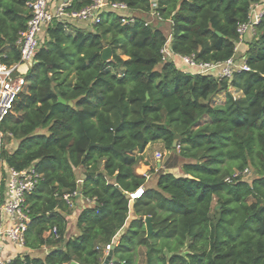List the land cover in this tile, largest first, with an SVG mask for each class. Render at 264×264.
<instances>
[{
  "label": "trees",
  "instance_id": "obj_1",
  "mask_svg": "<svg viewBox=\"0 0 264 264\" xmlns=\"http://www.w3.org/2000/svg\"><path fill=\"white\" fill-rule=\"evenodd\" d=\"M29 1L0 0V52L8 65L21 59L17 41ZM108 1L124 3L133 21L104 11L93 31L48 25L0 124V161L42 175L27 196L26 248H50L44 258L26 254L9 264H103L113 245L112 264H136L139 249L143 264H264V13L245 53L250 70L230 79L179 69L163 52L170 44L173 54L202 63L234 58L239 27L263 0H157L161 20H151L153 0ZM93 2L73 0L67 11ZM107 47L112 58L103 61ZM221 93L223 105L214 101ZM153 143L164 145L168 164L181 165L186 177L154 169L156 183L148 186L139 170ZM245 169L256 174L251 183L226 181ZM75 191L95 204L81 208L78 234L67 238L71 207L63 197Z\"/></svg>",
  "mask_w": 264,
  "mask_h": 264
},
{
  "label": "built area",
  "instance_id": "obj_2",
  "mask_svg": "<svg viewBox=\"0 0 264 264\" xmlns=\"http://www.w3.org/2000/svg\"><path fill=\"white\" fill-rule=\"evenodd\" d=\"M73 0H62L54 9H50L49 0H30L27 6L30 10V19L27 28L17 41L20 48L21 59L18 63L8 65L3 62L5 55L0 52V124L9 114L17 95L25 84V74L20 71L21 66H30L34 56L40 47L42 33L48 25L54 21L79 22L95 24L104 11L124 12L125 16L131 18L128 7L124 3H111L108 0H94V2L80 11H67ZM262 4H255L250 13L247 23L239 27V34L243 37L247 32L253 31L263 16ZM129 14V15H128ZM151 20L158 18L159 14L153 10L150 14ZM149 20L146 25L150 23ZM166 54V49L163 50ZM185 66L196 69L199 74L217 72L219 78L230 79L235 73L249 71L250 68L245 58L238 62L236 58H230L221 64L202 63L196 61L194 56L183 57ZM4 146V133L0 130V150ZM161 157V154H158ZM249 169L236 172L228 177L226 181L232 182L240 177H247ZM42 180V175L32 166L18 171L8 167L0 161V264H9L13 256L22 254L26 249V234L31 222V209L27 202V196L33 192ZM139 191H143L142 189ZM139 191L132 195L136 198ZM82 197L80 192L65 194L63 199L69 205L74 206V200ZM86 206H93L95 200L85 199ZM85 207V206H84ZM52 235L58 238L57 228H53ZM111 249V246H107ZM7 252L6 256L4 255Z\"/></svg>",
  "mask_w": 264,
  "mask_h": 264
},
{
  "label": "crops",
  "instance_id": "obj_3",
  "mask_svg": "<svg viewBox=\"0 0 264 264\" xmlns=\"http://www.w3.org/2000/svg\"><path fill=\"white\" fill-rule=\"evenodd\" d=\"M61 1L62 0H49L50 9L56 8L61 3ZM153 3H154L153 9L155 10L157 0H153ZM261 4H262L261 5L262 8H264V0L262 1ZM131 14H133V13L131 12ZM69 23H72L74 26H76L78 28H82V29H85V30L93 31V25L92 24H89V23H87V24L86 23H79V22H69ZM83 25L84 26H87V27H84ZM165 27L168 28L166 32H167V35L169 36V39L168 40L170 42L171 35H170V25H169L168 22L166 23ZM45 37H46V29H44V31L42 33V38H45ZM254 37H255V31L254 30L247 32L243 36L242 41L237 46V52H236V56H235V58H236V60L238 62H241L242 59L245 58V53L247 51L248 45L254 40ZM182 58H183L182 56L173 54L171 52V46H170V44H168V46L166 47V59H168L170 61H173L177 65V67L179 69H182L181 66H184V63L182 61ZM28 68H29V66H25V65L24 66H21L20 67V71L23 74H25L27 72ZM214 101H216V100L214 99ZM225 101H226V97H225L224 101H222L221 103H217V104L223 105L225 103ZM153 144H155V143H153ZM153 144H150V146L152 147ZM150 146L147 147V149H146V151L144 152V155H143L144 156V159L146 161V164L148 163L149 157H150V153H149V149H151ZM158 154H160V153H158ZM170 156H171V153H170ZM170 156H168L164 160H161V158H159L157 156V160H156V163H155V167H153L152 169L150 168V172H149L150 175H152V176L156 175L155 173H151L152 170L155 169V171L157 173L159 171V169H162L165 173L173 174L176 177H186V175L181 170V165L171 166L170 163L168 164V162H170V160H169L170 159ZM182 163H184V162H182ZM180 164H181V162H180ZM175 172H177V174H175ZM141 173L145 174V172H141ZM155 183H156V181H155V176H154V179L152 180V184L150 186H154ZM48 252H49V250H46V254ZM26 254H30L32 257H40V258H44L45 255H46L45 254L43 256H33L32 255V250L26 248L24 254L15 255V256H13V259L16 258V257H18V256H24Z\"/></svg>",
  "mask_w": 264,
  "mask_h": 264
},
{
  "label": "rangeland",
  "instance_id": "obj_4",
  "mask_svg": "<svg viewBox=\"0 0 264 264\" xmlns=\"http://www.w3.org/2000/svg\"><path fill=\"white\" fill-rule=\"evenodd\" d=\"M84 26V25H83ZM87 27V26H84ZM182 69H190L187 66H181ZM225 93H221L219 95H217L214 99L216 100L215 103H221L222 101H224L225 99ZM17 142L16 141H11V142H7V150L9 151H13L16 147H17ZM150 146V145H149ZM151 149H149V153H150V157H149V161L146 164V161L144 159L145 164L141 167V169L139 170L140 172H145V175L147 176L149 182H148V186H150L152 184V180L154 179V176L150 175V168L152 169L153 167H155V163L157 160V156L158 153L161 154V160L166 159L168 156H170L169 151H167L162 143H155L152 145V147L150 146ZM174 154V153H173ZM77 174V178L79 181V184H81V181L85 178L84 176V170L83 169H78L76 171ZM175 174H177V172H175ZM256 177V174L254 172V170L250 169V174L249 176H247L245 178V180L249 183H251ZM153 187V186H151ZM88 205V202L85 200V198L83 197H79L77 199L74 200V206L71 209V211L69 212L68 215V221H69V225H68V233H67V237H72V236H76V234H78L77 228H76V220H77V216L79 214V212L81 211V208H83V206ZM116 243L118 241V237L115 239ZM49 247H44L40 250H36V251H32V255L33 256H43L46 254V250H49ZM26 250V249H25ZM25 250L22 252V254L25 253ZM110 249H108L107 247L104 250V259L106 258V256H108ZM7 252H5V256H6ZM143 254H144V250L143 249H139L138 254L136 256V264H143L144 263V259H143Z\"/></svg>",
  "mask_w": 264,
  "mask_h": 264
},
{
  "label": "water",
  "instance_id": "obj_5",
  "mask_svg": "<svg viewBox=\"0 0 264 264\" xmlns=\"http://www.w3.org/2000/svg\"><path fill=\"white\" fill-rule=\"evenodd\" d=\"M218 35L221 36V33H218ZM111 58H112V49L110 47H107L103 51L102 59H103V61H110ZM59 102H61L63 104H67V102L64 99H62V98H59ZM68 105L73 106V102H68ZM178 139H179V136L176 135L175 136L174 146H176ZM145 222H146V225L148 227L149 234H150L152 232V226H151L150 218H146ZM113 249H114V245L111 246L109 254L104 259L103 264H112L113 262H115V258L113 257ZM72 264H77V263L73 262Z\"/></svg>",
  "mask_w": 264,
  "mask_h": 264
},
{
  "label": "clouds",
  "instance_id": "obj_6",
  "mask_svg": "<svg viewBox=\"0 0 264 264\" xmlns=\"http://www.w3.org/2000/svg\"><path fill=\"white\" fill-rule=\"evenodd\" d=\"M143 191H139V195L137 197H139L142 194Z\"/></svg>",
  "mask_w": 264,
  "mask_h": 264
}]
</instances>
